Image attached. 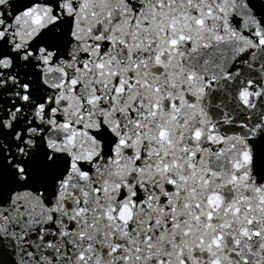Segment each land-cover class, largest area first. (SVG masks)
Listing matches in <instances>:
<instances>
[{
    "label": "snow or ice",
    "instance_id": "1",
    "mask_svg": "<svg viewBox=\"0 0 264 264\" xmlns=\"http://www.w3.org/2000/svg\"><path fill=\"white\" fill-rule=\"evenodd\" d=\"M0 264H264V0H0Z\"/></svg>",
    "mask_w": 264,
    "mask_h": 264
}]
</instances>
